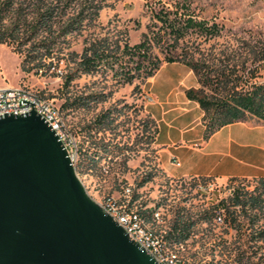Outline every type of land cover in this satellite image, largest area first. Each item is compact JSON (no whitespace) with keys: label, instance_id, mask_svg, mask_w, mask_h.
<instances>
[{"label":"rangeland","instance_id":"obj_1","mask_svg":"<svg viewBox=\"0 0 264 264\" xmlns=\"http://www.w3.org/2000/svg\"><path fill=\"white\" fill-rule=\"evenodd\" d=\"M105 5L99 13L96 28L81 34L73 33L65 42L56 46L58 50L46 64L61 66L63 75L56 77L46 72L42 76L35 71L23 73L19 57L0 44V90L18 89L27 86L39 92L61 108L66 127L75 138L77 149L96 152L97 164L93 167L83 162L84 173L76 175L87 195L97 204L114 198L119 204L128 205L133 211L153 210L146 215V226L164 236L176 216L195 222L192 236L182 243V253L194 264H264V216L258 212H237L236 223L224 221L217 225L208 213L220 210L227 217L231 196L235 191H250L257 182L172 178L167 176L158 162L154 144L156 125L147 113L152 95L160 99L177 83L199 88L193 73L181 64L163 63L153 78L144 83L134 81L121 84L109 73L101 71L92 75L75 76L68 85L65 79L75 68L86 37L113 36L125 38L129 44H137L151 23V2H185L198 19L211 20L223 27L220 37L210 41L190 37L183 44L195 51V57L215 71L224 70L236 75L238 88L244 86L249 74H255L253 82L264 81V61L251 66L252 51L264 50V0H98ZM61 40H59V43ZM61 52V53H60ZM154 53L160 59L159 50ZM259 66V67H258ZM251 70V71H250ZM250 71V72H249ZM182 88V86H180ZM105 95L104 102L91 101L94 96ZM89 103L78 107L81 102ZM64 104H71L63 109ZM107 110L110 118L96 125L94 120ZM98 130V134L95 131ZM107 144L115 157L105 156L101 147ZM101 148V149H100ZM79 159L77 154L75 162ZM89 166V167H88ZM151 176L149 182L139 187L140 182ZM209 183L208 190L199 185ZM129 193H126V190ZM134 199V200H133ZM131 200H133L131 202ZM224 205H221V202ZM158 214V218L155 217ZM208 220H201L202 217ZM174 246V245H173Z\"/></svg>","mask_w":264,"mask_h":264},{"label":"trees","instance_id":"obj_2","mask_svg":"<svg viewBox=\"0 0 264 264\" xmlns=\"http://www.w3.org/2000/svg\"><path fill=\"white\" fill-rule=\"evenodd\" d=\"M105 7L98 0H0V44H3L16 53L19 57L23 73H35L43 68L44 62L53 58L57 53L56 46L65 42L67 36L73 33L94 29L97 26L99 13ZM151 23L147 26L146 33L142 34L137 44L131 45L125 38L113 36L86 37L79 55L70 54L78 58L73 73L65 79V84L78 75H92L99 71L111 74L121 84L131 85L134 81L144 83L153 78L160 70L163 63L181 64L188 68L195 76L199 88H190L185 91L187 100L196 103L203 113L204 125L203 140L207 141L221 128L243 123L249 120L264 122V81L253 82L255 74L250 73L244 81V86L238 88L235 82L238 77L226 73L224 70L215 71L195 57V51L185 48L183 44L190 37L210 41L221 36L223 27L206 19H198L185 2H151ZM59 40L61 42L59 43ZM158 49L163 56L159 58L154 53ZM61 53V52H60ZM264 61V50L252 51L251 66ZM51 62L46 64L48 67ZM259 67V66H258ZM251 71V70H250ZM249 71V72H250ZM105 95L94 96L91 101L104 102ZM88 102H81L78 107L86 106ZM71 104H64L67 109ZM62 116L64 118V114ZM112 110L100 114L94 125H100L112 115ZM98 134V130L95 131ZM156 134V132H155ZM110 146L117 148V144H107L101 147L105 156L115 157ZM100 148V149H101ZM99 148H97V151ZM88 154V149H77L79 159L74 163L76 172L84 173L83 162L93 167L97 164L98 152ZM88 166V167H89ZM151 176L143 179L139 187L149 182ZM202 183L209 179H199ZM228 181H253L257 182L250 191H235L230 200L231 206L237 210L227 209L226 221L236 223L237 212H258L264 216V178L245 180L231 178ZM134 200V199H133ZM131 200V202L133 201ZM224 205V202H221ZM128 208V205H126ZM208 213V219L215 218L217 212ZM148 222L146 215H151L153 210L136 211ZM204 216L201 220H208ZM195 222L182 216H176L169 229L162 237L168 244L178 246L185 243L192 236ZM255 262L250 264H258Z\"/></svg>","mask_w":264,"mask_h":264},{"label":"water","instance_id":"obj_3","mask_svg":"<svg viewBox=\"0 0 264 264\" xmlns=\"http://www.w3.org/2000/svg\"><path fill=\"white\" fill-rule=\"evenodd\" d=\"M0 264H155L87 195L34 111L0 117Z\"/></svg>","mask_w":264,"mask_h":264},{"label":"crops","instance_id":"obj_4","mask_svg":"<svg viewBox=\"0 0 264 264\" xmlns=\"http://www.w3.org/2000/svg\"><path fill=\"white\" fill-rule=\"evenodd\" d=\"M188 89L179 82L160 99L151 93L147 106L156 125L154 144L163 172L172 178L216 182L264 178V122L227 125L204 141L203 113L186 99Z\"/></svg>","mask_w":264,"mask_h":264},{"label":"built area","instance_id":"obj_5","mask_svg":"<svg viewBox=\"0 0 264 264\" xmlns=\"http://www.w3.org/2000/svg\"><path fill=\"white\" fill-rule=\"evenodd\" d=\"M46 72L56 77L63 75L62 67L57 65H49L47 70L40 68L35 74L42 76ZM32 111L39 115L55 132L74 164L77 155L75 138L66 127L62 113L53 100L45 98L39 92L27 86H20L18 89L0 90V117L22 116ZM209 187H211L209 183L199 185L201 190H208ZM126 193H129L128 189ZM98 205L105 214L110 216L122 228L130 241L144 250L154 260L155 264H194L182 253V244L178 246L168 244L162 237L157 236L146 226L144 220L136 211L119 204L114 198H107ZM155 217L158 218V214H155ZM213 221L217 225L223 224L221 211L216 213Z\"/></svg>","mask_w":264,"mask_h":264}]
</instances>
